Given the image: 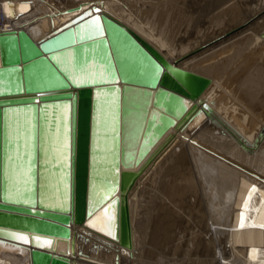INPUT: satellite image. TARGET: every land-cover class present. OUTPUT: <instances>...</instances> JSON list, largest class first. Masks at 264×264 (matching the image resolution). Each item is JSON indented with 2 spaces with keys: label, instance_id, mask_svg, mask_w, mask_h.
<instances>
[{
  "label": "water",
  "instance_id": "95a60500",
  "mask_svg": "<svg viewBox=\"0 0 264 264\" xmlns=\"http://www.w3.org/2000/svg\"><path fill=\"white\" fill-rule=\"evenodd\" d=\"M77 11L36 42L24 30L0 32V241L25 248V264H72L33 237L68 241L72 225L84 226L98 213L105 226L99 236L128 246L129 211L120 193L132 172L122 169L138 166L211 83L203 73L171 65L94 6ZM260 55L264 69V45L236 43L202 66L231 59L226 90L237 94L241 79L258 72ZM203 109L188 121L208 116ZM131 116L139 121L130 134L136 144L125 142ZM27 234L29 243L13 237Z\"/></svg>",
  "mask_w": 264,
  "mask_h": 264
},
{
  "label": "bare ground",
  "instance_id": "6f19581e",
  "mask_svg": "<svg viewBox=\"0 0 264 264\" xmlns=\"http://www.w3.org/2000/svg\"><path fill=\"white\" fill-rule=\"evenodd\" d=\"M18 1L19 0H0V32L24 30L29 37L36 42L46 37L55 28L78 15L77 8L79 6L81 7V12L94 6V8L100 10L102 14L118 21L135 33L139 38L161 54L171 65H175V67L180 69L203 73L211 79L210 85L195 101L194 108L176 127L167 130L166 133L155 142L154 146L150 149L141 163L138 166H132V168L126 166L122 169L132 172V175L126 179L125 190L120 193V197L125 201L129 211L130 242L128 246L121 247L118 243L110 242L99 236L98 233L105 232L104 219L99 213L87 218L84 226L72 225V234L68 241L57 238L47 239L39 237V246L42 247L43 250L52 251L54 254L67 256L70 258L72 264L87 262L93 264L172 263L170 262L172 259L169 263V259L167 260V256L165 258L163 254H155V256H153V253L151 254L149 250H142V246H150V244H148V235L142 234L138 229L143 218L142 210L144 209V206H141L143 203L139 205L140 198H138V187H140L139 185L143 179H145L144 177L147 175L150 177L152 175L151 173L156 168L155 165L160 163V159L171 152L173 156L170 155L174 165L182 169L181 175L184 172L183 168L185 165H190L195 171L196 177L194 176L193 180L195 181V179H197V182H195L198 186L197 192L199 191L198 201L195 202V204L192 202L193 199L190 198L192 199L190 202L197 208L198 216L195 215L194 218H198L200 225L195 223L194 227L197 229L191 232L193 233L192 237L193 235L194 237H191L193 245H191V241L190 245L194 247L189 250L188 256H195L196 258L194 259L193 257L192 261L189 260V264H264V114L258 116V112L264 104V76L262 74L264 70L262 67L263 57L260 55L254 63L258 72L255 73V71L253 73V71L250 70L238 83L239 93L237 94H230L228 90H226L225 75L230 64H232L231 59L216 68H203L202 66L203 62L213 59L218 52L233 48L236 43L245 45L246 49H255L259 45L263 46L264 32L262 31H264V18L263 22H260V25L255 22L256 26L254 25L253 28L246 27L242 28V30L230 33L227 31L225 34L228 36L224 37V34L221 36L222 38L218 35L221 39L217 42L215 41L217 39L215 37H217L218 32L212 34L213 24L211 28L209 26L210 31H212V36L207 32L208 29L206 31L208 34L205 35L203 31L200 32L202 34L196 31V33H199L204 39L202 37H199L198 40L196 39L197 37L194 38L193 32L198 26L199 20H194L195 15L193 19L192 15L191 18L189 16L187 17V14L185 16L184 13H182L183 11L180 10L184 7L181 8L180 4V6H177L180 7L179 9L176 7L177 2L176 5H174L170 3V0V2L165 0L169 3L161 2L159 5L155 2L157 5L150 4V6L145 9H142L145 4L141 2L140 4L138 0H41L45 10L39 14L37 12L39 16L34 12L35 15L29 14L23 17L15 15V18L12 19V16L10 17L8 15L11 13L16 14V12L18 13L19 10L23 9L17 4ZM173 1L174 0H172V2ZM208 1L211 2L208 3ZM208 1L206 2V7L209 12V10L218 9L232 0ZM157 2L159 3V0ZM240 3L241 2L236 1L233 6L227 7L233 9L235 5L237 7L240 6ZM261 4L264 7V0H262ZM40 5L39 3V6ZM236 6L235 8L237 9ZM250 6L251 10H255L258 7L260 8L261 5H256L257 7L255 9H252L253 4ZM250 6H247V8ZM263 7H261L262 11H264ZM37 8L40 9V7ZM39 9L37 10L39 11ZM24 11H22V13ZM255 11L258 12V10ZM255 11L253 12L256 14ZM262 11L259 12L261 13ZM4 12L7 17H5ZM221 13L223 12L220 10V15ZM209 15L213 14L210 13ZM215 15L216 14L213 16L215 17ZM198 17L200 16H197V19ZM227 17L226 15V18ZM230 17L231 16H229V18ZM218 18H220V16ZM239 19L240 17L238 20ZM204 21L206 22V20ZM260 21H262L261 18ZM223 25H225V23H223ZM232 25L233 24H231V26ZM219 26L217 28H220L221 31V26ZM237 26L238 24L235 27ZM248 26L251 25L248 24ZM226 28L228 27L225 26L224 29ZM217 31H219V29ZM230 31H232V29H230ZM257 31H261L262 35H258ZM215 34L216 36H214ZM213 38H215V42H213ZM211 40L213 42L212 44L208 42ZM207 42L210 45H207L205 50H202V53L198 51L197 53L200 52L198 57L192 60L189 59V61L182 60V62L176 63L179 59L188 55L193 48L194 50L192 51H195V46L197 44L199 46ZM135 100L143 104V100L146 99H144L141 94L136 93ZM203 104L206 106L205 110L203 109ZM247 104H249V106L251 105L254 109L249 110L251 107L247 108L245 106ZM196 109H203L204 112H209V115L204 116L203 114L199 117H194V119L189 122V117L194 114ZM129 118L128 136L126 132L125 142L129 141L131 144H136V141H133V137L130 134L137 132L139 121L136 120L137 117L135 118V116ZM157 168L159 169L158 165ZM188 174L191 175L190 178H192L193 173ZM170 175L173 176V174ZM167 176L166 173L162 178L166 179ZM166 181V184L171 187L173 182L167 179ZM179 184H181V182H179ZM141 190L143 191V189ZM200 195L203 197L202 199ZM142 196H144V194ZM143 199H145V197ZM169 200H171V198H169ZM177 201V198L173 200L174 205L176 204L177 210H182V202L178 201L180 204H177ZM147 203H150V201ZM146 204L144 203V205ZM150 224L151 219L147 216L145 232L147 234H149L148 230L151 227ZM20 236L27 237V243H29L30 234ZM13 237L20 240L15 235H13ZM33 238L36 240V236ZM180 238H182L181 235ZM203 238H206V242ZM186 240H188V238ZM44 241H49L50 245H44ZM178 247L179 246H177V249ZM80 250L81 253H79ZM178 251L180 250L178 249L177 252ZM165 252V254H167L168 250ZM184 255L185 254L182 256ZM116 257L117 263H115ZM148 258H152L153 260H148ZM187 259L189 258L187 257ZM27 261L28 251L25 248L18 247L8 241H0V264H25ZM176 263L178 262L174 264Z\"/></svg>",
  "mask_w": 264,
  "mask_h": 264
},
{
  "label": "rangeland",
  "instance_id": "374dc122",
  "mask_svg": "<svg viewBox=\"0 0 264 264\" xmlns=\"http://www.w3.org/2000/svg\"><path fill=\"white\" fill-rule=\"evenodd\" d=\"M27 1V2H26ZM34 4H32L31 2ZM38 1H39V3L41 4L40 6H39V3H38ZM43 1H45V0H43ZM47 1V0H46ZM139 1V3L141 2V3H143V4H145V6L142 8V9H145L146 7H149L150 6V4H160L161 2L162 3H164V2H166V3H169L170 1V3L171 4H174V5H176V2H177V5H176V7L177 6H180V4H181V8L182 7H184V8H182V9H180V7H177V8H179L181 11H183L182 13H184V15L186 16V14H187V17L189 16L190 18L192 17V19L194 18V15H195V18H194V20L196 19V20H199V22H198V26L196 27V29H195V31L193 32V37L195 38V37H197L196 39L198 40L199 39V37H202V36H200V34H202V33H200V32H202L203 31V33H204V35L205 34H208L209 33V35L210 36H212V34L213 33H220V34H218L217 33V37H215V38H217L216 40H215V38H213L212 40H213V42H215V41H217L218 42V40H220L222 37V35H224L225 34V32H235V31H239V30H242V28H246V27H251V28H253L254 27V25L256 26V23L258 24V25H260L262 22H263V16H264V11H262V8L261 7H263L262 6V4H261V2H262V0H247V1H245V0H232L231 2L230 1H228L226 4H224L223 6H221L220 8H218V9H214V10H209V12H208V10H207V7H206V2L208 1H206V0H174L173 2H172V0H167V1H169V2H167V1H165V0H159V3L156 1V0H152V2H151V0H138ZM146 1V2H145ZM150 1V2H149ZM181 1H182V3H181ZM186 1V2H185ZM199 1V2H198ZM203 1H206V2H203ZM236 1H238V2H241L240 3V6H236L237 7V9L235 8V6L233 7V9H229L227 6H233L235 3H236ZM260 2L259 4H257L258 2ZM20 2V0L17 2V4H19V6L21 7V8H23V9H21V10H19V14L16 12V14L15 13H11L10 15H8V16H12L11 18L13 19V18H15V15L16 16H20V17H23V16H26V15H29V14H34L35 15V13L37 14V12H38V14L40 13V12H43V10H45L44 9V6H43V4H42V2H41V0H34V1H32V0H21V4L19 3ZM37 2V3H36ZM149 2V3H148ZM154 2V3H153ZM156 2V3H155ZM178 2H180V3H178ZM202 2V3H201ZM209 2H211V1H208V3ZM230 2V3H229ZM235 2V3H234ZM44 3V2H43ZM140 3V4H141ZM198 3H201V4H198ZM207 3V4H208ZM247 5V6H250V5H252L253 4V6H252V9L254 8H256L257 6H260V8L258 9V8H256L255 10H258V12L257 11H255V10H251V6L250 7H248L247 8V6L245 5V4ZM256 3V4H255ZM25 4H26V6H25ZM30 4V5H29ZM37 4V5H36ZM156 4V5H157ZM184 4V5H183ZM186 4V5H185ZM231 4V5H230ZM244 4V5H243ZM23 5V6H22ZM194 5V6H193ZM200 7H199V6ZM254 5H255V7H254ZM257 5V6H256ZM36 6V7H35ZM187 6V7H186ZM193 6V7H192ZM205 6V7H204ZM35 7V8H34ZM37 7H40V9H41V11H40V9L39 8H37ZM195 7V8H194ZM197 7V8H196ZM227 7V8H226ZM39 9V11L37 10V9ZM43 8V9H42ZM241 8V9H240ZM247 9V10H245V9ZM264 8V7H263ZM190 11H189V10ZM203 9V10H202ZM25 10V11H24ZM200 10V11H199ZM205 10V11H204ZM220 10L223 12V13H221V15H220ZM225 10V11H224ZM264 10V9H263ZM22 11H24L23 13H22ZM187 11V12H186ZM229 11H230V13H229ZM253 11H255L256 12V14L253 12ZM259 11H262L261 13L259 12ZM35 12V13H34ZM207 12V13H206ZM213 12V13H212ZM232 12V13H231ZM241 12V13H240ZM5 13V12H4ZM27 13V14H26ZM190 13V14H189ZM216 14L215 15V17L213 16V15H209V14ZM243 13V14H242ZM257 13H259V14H257ZM18 14V15H17ZM37 14V15H38ZM202 14V15H201ZM206 15V17H205V15ZM240 14V15H239ZM242 14V15H241ZM245 14H246V16H248V17H246L245 16ZM248 14V15H247ZM192 15V16H191ZM204 15V16H203ZM220 16V18H218L219 16ZM223 15V16H222ZM226 15L228 16L227 18H226ZM262 15V16H261ZM39 16V15H38ZM197 16H200V17H198V19H197ZM210 16V17H209ZM221 16H222V18H221ZM229 16H231L230 18H229ZM234 16V17H233ZM236 16H237V18H236ZM245 17V18H243V17ZM5 17H7V15H6V13H5ZM9 17V18H10ZM201 17H203V18H201ZM212 17V18H211ZM217 17V18H216ZM240 17V21L238 20V18ZM208 18V19H207ZM233 18H234V20H233ZM244 19V21H243V19ZM247 18V19H246ZM260 18H261V20L262 21H260ZM201 19V20H200ZM203 19V20H202ZM214 21V23H213V21ZM228 21H227V20ZM204 20H206V22L204 21ZM218 22H217V21ZM231 20V21H230ZM236 20V21H235ZM254 20V21H253ZM258 20H259V22H258ZM224 21H226V22H224ZM247 21V22H246ZM221 22V23H220ZM230 22H231V24H233L232 26H231V24H230ZM236 22V23H235ZM252 22V23H251ZM256 22V23H255ZM261 22V23H260ZM211 23V24H210ZM223 23H225V25H223ZM228 23V24H227ZM244 23H245V25H244ZM255 23V24H254ZM203 25V27H202V25ZM214 26H213V25ZM219 24H220V26H221V31H220V28H217L218 26H219ZM238 24V26L237 27H235L236 25ZM240 24V25H239ZM248 24H250L251 26H248ZM208 25V26H207ZM213 27H212V26ZM218 25V26H217ZM223 25V26H222ZM228 25V26H227ZM209 26H210V28L212 27L213 29H212V31H210V28H209ZM219 26V27H220ZM228 27V28H226V29H224V27ZM231 26V27H230ZM202 27V28H201ZM206 27V28H205ZM223 27V28H222ZM230 27V28H229ZM234 27V28H233ZM199 28V29H198ZM215 28V29H214ZM237 30H236V29ZM209 29V30H208ZM219 29V31H217ZM224 29V30H223ZM230 29H232V31H230ZM208 30V31H207ZM223 30V31H222ZM189 31V30H188ZM196 31H198L199 33L197 34L196 33ZM208 33H207V32ZM211 32H212V34H211ZM262 32H264V31H262ZM262 32L261 31H257V34L258 35H262ZM195 35H197V36H195ZM199 35V36H198ZM221 37H219V36ZM214 36H216V34L214 35ZM225 36H228L227 34H225L224 35V37ZM203 39H204V37H202ZM201 38V39H202ZM212 40L211 41H208V42H211V44L213 43L212 42ZM215 40V41H214ZM203 43V44H201V45H199L198 46V44L195 46V51H192V50H194V48L191 50V52L188 54V55H185L184 57H182L181 59H179L178 60V62H176V63H179V62H182V60L183 61H189V59H193V58H196V57H198L199 55L198 54H200V52L199 53H197L198 51H201V53L203 52L202 50L204 49L205 50V48L207 47V45H210L209 43ZM206 44V45H205ZM203 45V46H202ZM197 46H198V48H197ZM197 48V49H196ZM196 53H197V55H196ZM194 54V55H193ZM196 55V56H195ZM190 56V57H189ZM194 56V57H193ZM186 57V58H185ZM188 58V59H187ZM186 59V60H185ZM175 63V64H176ZM261 133H263V132H261ZM176 149V148H175ZM169 154V155H168ZM168 154H166V156L164 155V158H161L160 159V163H162V164H156L155 166H156V168H155V166H154V168L156 169H154L153 171H152V175L151 176H153V177H148L149 175H147L146 177H144L145 179H143V181L141 182V184L139 185L140 187H138V198H140L139 199V205H141L142 203V205L141 206H144V209L142 210V220H141V224H140V226H139V231H141V233L142 234H146V235H148V239H149V243L148 244H150V246L149 245H144V246H142V250L144 249V250H149L150 252H151V254L153 255V256H155V254L156 255H162L163 254V256L166 258V256H167V260H168V262L170 261V262H178V263H180V264H189V260L190 261H192L193 259V257H194V259L196 258L195 256H188V254H189V250H191V248H193L194 246H191V245H193V243H192V238L194 237V235H193V237H192V234L193 233H191V232H193L194 230H196L197 228L196 227H194V224L196 223V224H198V225H200V222L198 221V218H194V216L195 215H197L198 216V213H197V208H195V202H197L198 201V196H199V191L197 192V190H198V186H197V184H196V182H197V179H195V181L193 180V178H194V176L196 177V173H195V171L190 167V165H185L184 166V168H183V173H182V175H181V168L179 167V169H178V167L176 166V165H174V162L172 161V157H171V155H172V153L170 152V153H168ZM171 154V155H170ZM173 156V155H172ZM163 159H165V160H163ZM167 160H170V161H167ZM171 163V164H170ZM157 165H158V167H159V169L157 168ZM164 166V167H163ZM176 166V167H175ZM163 168V169H162ZM173 168V169H172ZM177 168V169H176ZM161 172H159L158 170ZM170 170V171H169ZM178 170V171H177ZM154 171H155V173H154ZM176 171V172H175ZM165 172V173H164ZM170 172V173H169ZM167 173V177H166V179L167 180H171L173 183H172V185H171V187H169L167 184H166V179H164V178H162V176H164L165 174ZM169 173V174H168ZM188 173H193L192 174V178H190V176L191 175H189ZM155 174H156V176H155ZM170 174H173V176H171ZM186 174V175H185ZM188 174V175H187ZM178 176H180V177H178ZM182 176V177H181ZM189 177V178H188ZM149 178V179H148ZM152 178H154V179H152ZM162 178V179H161ZM187 178H188V180H187ZM152 179V180H151ZM156 179V180H155ZM164 179V180H163ZM145 180V181H144ZM159 180H161V181H159ZM164 182H163V181ZM184 180V181H183ZM155 181V182H154ZM162 182V183H159V182ZM166 181V182H165ZM185 181H188V182H185ZM179 182H181V184H179ZM166 185V187H165V185ZM142 184H143V186H142ZM158 185V186H157ZM161 185H163V186H161ZM153 186V187H152ZM197 188V189H196ZM141 189H143V191L141 190ZM143 193H142V192ZM139 192H140V194H141V196H140V194H139ZM144 194V196H142ZM145 197V199H143V198ZM169 198H171V200H169ZM178 199V201L179 202H182V210H177V207H176V204L174 205V202H173V200H175V199ZM190 198H192V199H190ZM194 198H195V200H194ZM200 198L202 199L203 197L200 195ZM149 199V200H148ZM180 199V200H179ZM146 200V201H145ZM190 200H192V202L194 203V204H192V202H190ZM143 201H145V202H143ZM150 201V203H147V202H149ZM169 201V202H168ZM178 201H177V204H180V203H178ZM144 203L146 204V205H144ZM192 204V205H190V204ZM146 206V207H145ZM185 208V209H184ZM187 209V210H186ZM190 209V210H189ZM186 211V212H185ZM189 211V212H188ZM196 211V212H195ZM181 214H180V213ZM194 214V215H193ZM181 215V216H180ZM189 215V216H188ZM150 217V219H151V227L149 228V230H148V232H149V234H147V233H145L146 232V217ZM185 216V217H184ZM192 217V218H191ZM189 218V219H188ZM181 220V221H180ZM187 224V225H186ZM191 224H193V225H191ZM189 225V226H188ZM193 227V228H192ZM180 229V230H179ZM190 231V232H189ZM179 233V234H178ZM182 233V234H181ZM186 233V234H185ZM191 233V234H190ZM180 235H181V237L182 238H180ZM183 235V236H182ZM191 235V236H190ZM150 237V238H149ZM192 237V238H191ZM188 238V240H186ZM191 238V239H190ZM204 240H205V242H206V238H203ZM190 241H191V243H190ZM188 246H187V245ZM191 244V245H190ZM153 245V246H152ZM173 245V246H172ZM179 246L178 247V249L180 250V251H178L177 252V246ZM172 246V247H171ZM191 246V247H190ZM156 247V248H155ZM174 247V248H173ZM190 248V249H189ZM168 250V253L167 254H165L166 252L165 251H167ZM188 252H187V251ZM192 250H194V249H192ZM187 253H186V252ZM156 252V253H155ZM161 252V253H160ZM173 254H172V253ZM176 252V253H175ZM179 253V254H178ZM183 254H185L184 256H182ZM177 255V256H176ZM171 256V257H170ZM170 257V258H169ZM181 257H182V259H181ZM184 257H186V258H184ZM187 257L189 258V259H187ZM153 258V257H152ZM152 258H148V260H153ZM179 259V260H177V259ZM175 259V260H174ZM184 259V260H183ZM188 261H187V260ZM199 259H201V258H199ZM182 261V263H181V261ZM169 262V263H170ZM172 263H170V264H172ZM173 263V264H174ZM178 263H176V264H178ZM193 264V263H192Z\"/></svg>",
  "mask_w": 264,
  "mask_h": 264
},
{
  "label": "snow or ice",
  "instance_id": "6c2138e0",
  "mask_svg": "<svg viewBox=\"0 0 264 264\" xmlns=\"http://www.w3.org/2000/svg\"><path fill=\"white\" fill-rule=\"evenodd\" d=\"M96 24H97V27H99V18H98V17L96 18ZM66 109H67V106H66ZM65 148H67V143H65ZM253 190H254V189H253ZM114 203H115V202H113V204H114ZM110 207H111V206H110ZM107 212H108V210L106 209V210H105V213L107 214ZM107 234L110 235V236H113V238H115L114 232L109 231ZM17 238L20 239V240H22V241H24L25 243L28 242V238H27V237L17 235ZM35 239H36L37 241L40 240L39 237H36ZM43 244H44V245H50V242H49V241H44Z\"/></svg>",
  "mask_w": 264,
  "mask_h": 264
}]
</instances>
